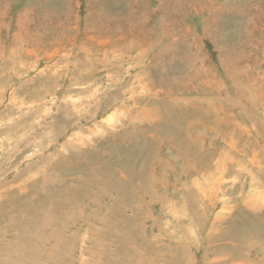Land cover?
<instances>
[{"label": "rangeland", "instance_id": "1", "mask_svg": "<svg viewBox=\"0 0 264 264\" xmlns=\"http://www.w3.org/2000/svg\"><path fill=\"white\" fill-rule=\"evenodd\" d=\"M262 192L264 0H0V264H264Z\"/></svg>", "mask_w": 264, "mask_h": 264}, {"label": "bare ground", "instance_id": "2", "mask_svg": "<svg viewBox=\"0 0 264 264\" xmlns=\"http://www.w3.org/2000/svg\"><path fill=\"white\" fill-rule=\"evenodd\" d=\"M189 45H190V44H189ZM262 193H263V192H262ZM263 194H264V193H263ZM256 203H257V202H256ZM256 203H255V204H256Z\"/></svg>", "mask_w": 264, "mask_h": 264}]
</instances>
